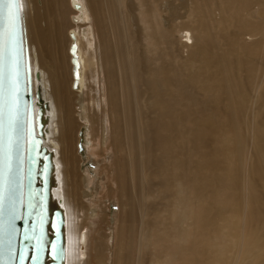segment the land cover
I'll return each mask as SVG.
<instances>
[{"label":"bare ground","instance_id":"6f19581e","mask_svg":"<svg viewBox=\"0 0 264 264\" xmlns=\"http://www.w3.org/2000/svg\"><path fill=\"white\" fill-rule=\"evenodd\" d=\"M162 1L150 0L156 21L146 40L152 41L154 49L148 54L144 46L141 61L140 48L131 45L130 34L125 45L119 36V22L127 31L124 14L128 9L123 0H116L117 10L113 0H86L89 10L84 0L71 1L76 10L69 0H19L33 112L34 117L40 116V131L35 133L50 162L47 210L50 214L57 208L62 215L61 264H66V258L67 264H88L89 249L96 251V258H102L105 250L104 232L95 228L90 232L99 219L88 215L81 226L77 222L81 208L88 211L87 186L92 180L90 171L81 168L83 126L94 140L97 129L106 136L109 132L117 154L114 192L131 217L135 207L127 195L133 177L130 161L136 160L128 131L132 124L149 127V134L142 132L140 160L144 154L151 157L152 174L174 194L171 204L176 205L168 228L164 224L163 238L171 235L177 248L164 254L160 249L156 264H195L194 235L205 236L204 264H264V117L260 118L258 109L264 101L253 94L264 91V38L260 35L264 0H191L192 6L187 0L177 5L167 1L164 6ZM90 11L99 36L106 94L98 88L102 74L88 62L96 58L92 26L81 34L83 42L69 35L70 13H80L76 23L89 24ZM179 30L185 32L180 42L175 34ZM85 53L88 57L82 60ZM127 74L132 82L130 97ZM189 88L204 94L198 98ZM142 92L147 94L143 110L138 105ZM100 97L117 102L116 109L107 110L111 127L105 125ZM81 102L86 103L83 116L77 115ZM193 112L198 113L196 128L189 125ZM177 138L182 153L196 154L194 169L169 155L170 144ZM173 165L180 168L169 174ZM187 178L191 184L185 187L184 182L179 194L177 188ZM203 185L205 209L201 204L192 209L190 199ZM158 241L165 249V240Z\"/></svg>","mask_w":264,"mask_h":264},{"label":"rangeland","instance_id":"374dc122","mask_svg":"<svg viewBox=\"0 0 264 264\" xmlns=\"http://www.w3.org/2000/svg\"><path fill=\"white\" fill-rule=\"evenodd\" d=\"M71 1L72 0H69L71 8L73 10H76ZM84 1L87 9L89 10L88 2L86 3V0ZM113 1L117 10L116 0ZM123 1L124 4L126 3L127 5L129 14L125 10L124 19L127 23L126 32L123 31V25L119 22V36L121 42L123 43V45H125V43H128L127 33L130 34L131 45H137L140 48V53H138V55L142 61L144 57L142 49H144V46L146 47V53L148 54L152 53L154 49L152 41L147 42L146 36L148 34V29H150L151 25H154V22L156 21L155 10L150 0ZM167 1L176 5L181 3V0H163V6L167 4ZM186 3L189 6H192L193 4L191 0H187ZM89 13L91 15L92 12L90 11ZM79 14L80 13L78 12L77 14L70 13L69 15V20L73 24V26L69 29V35H74L77 40L80 39V41L83 42L81 40L83 38L81 34L84 32V29L88 27V25L92 26L96 42V58L94 57L91 60L88 59V62H91L93 67L97 66V71L101 75L103 72L100 70L102 62L100 58V42L93 13L90 16L91 21L89 24L83 23V21L76 23L75 16ZM252 17H254L255 19V14H252ZM141 24H143V28L141 27ZM154 31H158L157 27H155ZM175 34L179 42L185 39V32L183 30H179ZM133 35L136 36L135 39L132 38ZM260 35L262 38H264V27L261 30ZM70 49L71 47L69 48V51ZM87 57L88 53L83 54L82 60H86ZM88 62L86 63V68H88ZM146 74L147 72H144V75ZM101 76L102 80L99 79L100 82L98 88L101 91V94H103V92L104 94H106V91L104 90H108V85L106 84L105 77H103V74ZM126 81L130 97L132 94V82L129 74H127ZM189 89L190 92H192L194 95L196 94L195 96L198 98H201L204 94V91L201 89ZM253 94L254 98H261L263 104L264 91L261 94L256 92H253ZM90 96L91 95L89 94L88 97ZM104 96L106 97V95ZM105 97H100L101 102L104 101V122L105 125L106 123H109L108 126L111 127L110 113L107 112V110L113 106V108L116 109V100L112 99L110 103L108 102V100H105L107 98ZM146 98L147 94L144 92H142L138 97V105L139 107H141V110H143L144 108ZM85 105V102H81L79 106H76L77 115H84L83 108L85 107ZM258 109L260 113V118L263 119L264 104L261 107H258ZM100 114L102 115V113H99V115ZM197 114V112H193L190 117L189 125L192 128L197 127L195 123V117ZM113 117V124L118 126L114 121ZM81 128L82 127H80V129ZM83 128V146L89 151L85 150V148L80 149L79 147L82 160L84 161V165H82L81 168L83 170L82 172H85V169H88L90 171L92 175V180L91 183L87 186L86 197L90 200L88 211L87 209L85 210V208H81L77 222L78 226H81L88 215V218L91 219L93 217L98 218L99 221L96 222L97 220H95L94 225L92 226V228H90V232L95 228L98 232L101 231L105 234V242L103 241L105 244L103 247V249H105L104 256H102V258H96V251L94 249H89L87 254L88 264H156L158 259L157 253L160 249L162 250V254H164L177 248V242L171 235H166L163 238V235L166 233L167 230L164 229V224L166 223L168 228L167 221H169L170 216L174 211L176 205L175 203L171 204L173 201H175L174 194L168 192L165 186L160 183L161 180L158 175L152 174L151 169L153 166V160L151 159V157H149V155L145 156L144 154L143 160H140V157L142 159V132L144 133V135L147 133L149 134V127L143 125L141 129L137 124H132L128 130L130 135V147L136 159L135 161L129 160L133 168V177L129 186L127 198L133 200V205L135 207V211H132L133 216L131 217V213L128 214V211H126V204L120 201L118 192H114V190L117 189L116 183L118 181L116 180V176H114L116 173V167H114V162L117 159V154L114 149V145L112 144V138L111 136H109V132L106 136L105 133H100V130L97 129L96 139L94 140L89 134L87 126H83ZM82 149L84 151V156H82ZM181 149V140L177 138L171 142L168 153L173 160H184L187 168L194 169L197 163L196 154L194 153V151L190 150H186L185 153H182ZM179 168L180 167L178 165L171 166L169 174L174 173L175 170ZM187 180H182L181 184L177 188L179 194L183 193L184 182L185 187L191 184L190 179L187 178ZM104 194L106 196H104ZM190 203L192 205V209H197L198 207L196 206H198L199 204H201V206L205 209V185L195 190L193 197L190 199ZM80 215H82L83 218H81L82 216ZM128 217L129 219H127ZM85 228H89L88 224L85 225ZM159 239H164L165 242L169 245V248L167 249L166 244L164 249L163 245L158 241ZM127 241H129L128 246L126 245ZM80 247L82 249L84 248L83 239L81 241ZM192 256L194 257L195 264H200V260H202L203 264L205 263V236L201 239H198L194 235V238L192 240ZM98 261L101 262L98 263ZM166 264L168 263L166 262Z\"/></svg>","mask_w":264,"mask_h":264},{"label":"water","instance_id":"95a60500","mask_svg":"<svg viewBox=\"0 0 264 264\" xmlns=\"http://www.w3.org/2000/svg\"><path fill=\"white\" fill-rule=\"evenodd\" d=\"M36 131L19 0H0V264H61L62 215L48 214L50 162Z\"/></svg>","mask_w":264,"mask_h":264}]
</instances>
